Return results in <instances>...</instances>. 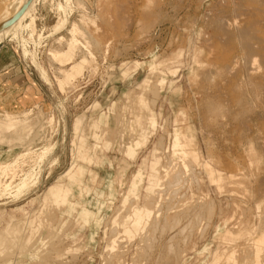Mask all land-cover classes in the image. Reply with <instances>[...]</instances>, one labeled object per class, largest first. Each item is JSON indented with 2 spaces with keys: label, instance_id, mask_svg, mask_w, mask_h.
Returning a JSON list of instances; mask_svg holds the SVG:
<instances>
[{
  "label": "rangeland",
  "instance_id": "rangeland-1",
  "mask_svg": "<svg viewBox=\"0 0 264 264\" xmlns=\"http://www.w3.org/2000/svg\"><path fill=\"white\" fill-rule=\"evenodd\" d=\"M263 10L38 0L0 38L30 76L0 97V264H264Z\"/></svg>",
  "mask_w": 264,
  "mask_h": 264
},
{
  "label": "bare ground",
  "instance_id": "bare-ground-1",
  "mask_svg": "<svg viewBox=\"0 0 264 264\" xmlns=\"http://www.w3.org/2000/svg\"><path fill=\"white\" fill-rule=\"evenodd\" d=\"M37 1L38 0H28L27 2H25V0H14V2L11 4V5H7V7L5 6V8L2 10V13H3V16L0 18V38L2 39L3 37H4V35L5 34H7L8 32H12V29L13 28H16V27H18L19 25H20V23H21V21H23V19H25L26 17H28L29 16V14L33 11V9H34V6H35V4L37 3ZM7 4V3H6ZM3 6V5H2ZM0 8H1V5H0ZM258 9L260 10L261 9V11H262V9L263 8H259L258 7ZM258 9H256V10H258ZM258 10V12H261V11H259ZM264 11V10H263ZM1 12V11H0ZM243 12H245V11H243ZM257 12V11H256ZM256 12H254V14H255V17H257L256 16ZM2 13H0V14H2ZM261 13H263V12H261ZM261 13H259L260 15H262ZM252 14V13H251ZM263 16V15H262ZM262 16H260V17H262ZM264 17V16H263ZM262 17V18H263ZM260 19V18H259ZM253 20H255L254 19V17H253ZM258 20V19H257ZM261 20V19H260ZM264 19H262L261 21H263ZM261 21L259 22V20L256 22V24H257V26L260 28V26H262V25H264V24H262L261 23ZM253 22H255V21H253ZM256 24H255V26H256ZM262 24V25H261ZM257 26L256 27H253L254 29L255 28H257ZM263 29H264V27H262ZM256 30V29H255ZM257 30H258V28H257ZM256 30V31H257ZM260 30V29H259ZM261 31V30H260ZM260 31H258V32H260ZM264 31V30H263ZM255 32V31H254ZM262 32V31H261ZM255 34V33H254ZM263 34V39H264V33H262ZM257 35V34H256ZM259 36H261L260 34H259ZM256 37V36H255ZM258 37V36H257ZM262 37V36H261ZM259 38V37H258ZM260 41V40H259ZM259 41H257V42H259ZM261 42H262V38H261ZM260 42V44H264V43H261ZM224 43V42H223ZM257 44V43H256ZM259 44V43H258ZM263 50V49H262ZM263 53V56H264V51L262 52ZM258 56L260 57L261 56V51L260 52H258ZM262 56V57H263ZM261 58V57H260ZM13 119V118H12ZM16 124V120L15 119H13V120H11V122H10V127H9V129L10 130H12V126L13 125H15ZM199 211H198V215L197 216H202V211L205 209V210H207V212H213L212 210V205L211 204H209V203H204V204H200L199 205ZM206 213V212H205ZM211 214V213H210ZM181 216V215H180ZM211 216V215H210ZM203 217V216H202ZM201 218V217H200ZM174 220V219H173ZM175 222V221H174ZM173 222V223H174ZM180 222V221H179ZM179 222H177V225H178V223ZM174 229V228H173ZM182 233H184L183 231H182ZM174 238V237H173ZM174 239H171L165 246L167 247V253L168 254H171V256H174L175 255V243H174ZM178 247V246H177ZM177 250H180V249H177ZM164 251V250H163ZM166 252V251H165ZM178 252V251H177ZM163 254V252L161 253V255ZM173 254V255H172ZM177 254V253H176ZM179 254H180V252H179ZM178 255V254H177ZM163 256V255H162ZM169 256V255H168ZM167 256V257H168ZM166 257V258H167ZM175 257V256H174ZM160 258V257H159ZM164 258V257H163ZM166 258H164V260L166 259ZM167 260V259H166ZM160 261V260H159ZM171 261V260H170ZM176 261H178L177 259H176ZM174 262V261H173ZM162 263V262H161ZM167 263H169V261H167ZM166 263V264H167ZM157 264H159V263H157ZM162 264H165V263H162Z\"/></svg>",
  "mask_w": 264,
  "mask_h": 264
},
{
  "label": "crops",
  "instance_id": "crops-1",
  "mask_svg": "<svg viewBox=\"0 0 264 264\" xmlns=\"http://www.w3.org/2000/svg\"><path fill=\"white\" fill-rule=\"evenodd\" d=\"M3 53H5V50H2V47H0V91H2L0 92V97H7L9 99V104L15 108L17 106V97L21 93L17 92L19 91L18 86L21 85L23 81L27 82L30 76L29 72L26 70L27 64H25V62H22L19 57L15 56L12 60L8 61L4 58ZM17 71L22 73L21 76L24 80L18 79ZM8 90H12L13 92H9Z\"/></svg>",
  "mask_w": 264,
  "mask_h": 264
}]
</instances>
